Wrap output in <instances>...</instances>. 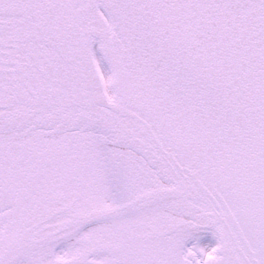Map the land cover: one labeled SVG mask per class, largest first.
<instances>
[{
	"label": "snow or ice",
	"instance_id": "1",
	"mask_svg": "<svg viewBox=\"0 0 264 264\" xmlns=\"http://www.w3.org/2000/svg\"><path fill=\"white\" fill-rule=\"evenodd\" d=\"M0 264H264V0H0Z\"/></svg>",
	"mask_w": 264,
	"mask_h": 264
}]
</instances>
